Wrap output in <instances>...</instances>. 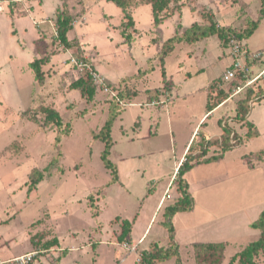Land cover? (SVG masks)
Masks as SVG:
<instances>
[{"label":"rangeland","instance_id":"1","mask_svg":"<svg viewBox=\"0 0 264 264\" xmlns=\"http://www.w3.org/2000/svg\"><path fill=\"white\" fill-rule=\"evenodd\" d=\"M19 1L0 5V262L42 249L50 254L36 264H138L124 243H138L149 227L138 255L154 243L169 244L163 224L179 197L176 167L185 147L190 142L200 153L201 137L220 138L225 127L242 143L222 162L186 174L195 205L174 218L180 258L198 264L194 244L226 242L221 264H230L260 238L251 225L264 211V76L244 122L245 92L221 81L232 63L227 44L219 35L186 40L194 27L244 36L264 0H167L159 26L150 0H128L135 25L128 30L123 11L109 0ZM64 10L76 17L71 48L56 38ZM174 37L182 41L163 56ZM245 42L263 53L252 64L254 77L264 74V19ZM37 60L40 78L31 66ZM74 61L101 73L119 100L95 90ZM80 81L85 92L74 88ZM208 102L222 108L208 113ZM45 109L60 114L62 127L45 124ZM112 112L117 182L101 159L105 144L95 140ZM220 154L213 146L206 158ZM36 171L45 178L31 186ZM125 220L132 227L121 243ZM255 262L264 264L263 252Z\"/></svg>","mask_w":264,"mask_h":264},{"label":"trees","instance_id":"2","mask_svg":"<svg viewBox=\"0 0 264 264\" xmlns=\"http://www.w3.org/2000/svg\"><path fill=\"white\" fill-rule=\"evenodd\" d=\"M110 2L114 3L117 7H119L123 13L125 22H123L122 26L125 30L130 28H134V20L132 15L130 14L129 10V1L128 0H109ZM150 4L153 8L155 25L159 26L161 24V13L168 8L167 0H150ZM76 17L71 15L68 11L64 10L63 12L59 11L57 14V40L66 47L71 48L72 45L69 40L70 31L73 29V24ZM264 19V6L261 10V17L258 21L253 22L251 27L247 30V33L243 35H238L237 33H233L231 31H223L218 29L216 26H210L205 29H201L200 27H194L193 30L189 31L187 42L194 43L198 40L208 38L211 36L219 35L220 38L224 40V42L229 45V41L231 36L238 38L241 42L246 44V40L249 39L255 31L259 28L260 22ZM130 36L128 35L127 40H129ZM182 40L178 37H174L166 42L162 49V55L167 56L170 54L174 49V44L177 42H181ZM41 60H37L32 63V68L35 70L37 77H41ZM166 76L165 73H163ZM90 77V76H89ZM261 80V79H260ZM255 82L252 86L244 89V96L245 98L239 102V114L241 119L246 122V117L250 115V107L249 103L255 98L260 96V92L256 93L254 91L255 87L259 84V81ZM222 82L223 79H221ZM92 87L95 90H98V87L95 85L93 80L89 79ZM83 81L78 82L74 85L75 89H80L85 92V89L82 86ZM233 88H237L241 85L242 79H237L231 83H229ZM109 86L111 88L112 85ZM93 91L88 93L90 96L93 95ZM220 94L223 98H227V94L224 93L222 90ZM240 94V93H239ZM120 96V95H119ZM122 98V97H121ZM259 99V98H258ZM115 104V103H114ZM221 102H217L211 104L210 102L207 103V110L212 112L218 106H220ZM119 107L118 104H115ZM46 115L45 117V124H55L59 128L63 125V120L60 114L53 110V109H45L43 111ZM118 114L117 112H112L106 121L105 125L102 127L99 133L95 135V140L100 141L105 144V148L101 153V159L104 163L106 169L110 170L113 175V182L118 181V169L117 166L110 160L111 150L113 147V139L111 136L112 127L116 121ZM252 125V123H249ZM250 134V133H249ZM252 138L251 135L248 136ZM255 137V136H253ZM61 139L60 136L57 137V143H60ZM242 143V139H240L235 133H233L229 128H224V133L220 138L215 139H203L199 144L201 146V152L197 154L192 153L193 145L189 148L188 155L182 165L178 168V175L176 177L177 187L179 197L177 198L174 205L169 206L165 213V221L164 227L167 229L169 233V244L166 246H160L158 243H154L152 249H146L142 252V259L138 264H157L163 261H168L171 259L176 258L177 264H184L181 261L180 254H179V245L175 241V227L173 220L178 213L181 212H190L193 210L195 205V200L192 194L189 192V184L186 180V174L190 172L196 165L198 164H209L212 162H217L223 158L224 154L231 149L237 147ZM217 146L221 150L220 155H215L210 158H206L208 150L213 147ZM260 158L259 160L264 157V150L259 152ZM48 169V168H47ZM45 169V170H47ZM44 170V172H45ZM44 172L36 171L32 176L31 186H36L45 178ZM132 223L129 220H125L123 222V232L119 237L121 243L128 240V235L131 231ZM251 227L253 229L260 231V238L252 243H250L247 247L244 248L242 252L235 255L230 264H234L238 261V264H256L255 258L261 253H264V211L260 214L257 221L252 223ZM145 241V240H144ZM53 247V246H52ZM227 244L226 243H196L193 245V249L196 253V260L198 264H221L224 259V253L226 251ZM50 247H47V249ZM42 250V249H38ZM49 251V250H47ZM41 257H38V260Z\"/></svg>","mask_w":264,"mask_h":264},{"label":"built area","instance_id":"3","mask_svg":"<svg viewBox=\"0 0 264 264\" xmlns=\"http://www.w3.org/2000/svg\"><path fill=\"white\" fill-rule=\"evenodd\" d=\"M8 0H0V5L7 2ZM17 3L19 0H15ZM229 51L232 58L231 65L224 72L222 79L226 83H231L237 79H242L243 85L235 89V93L239 94L244 91L249 86H252L255 82L260 80L264 74H259L254 77L253 66L254 62L258 61L263 53L250 51L247 48V45L244 42H241L238 38L231 36L229 41ZM75 66L78 67L81 71H86L95 85L98 87V90L103 91L108 95H112L119 100L118 95L114 90L109 86L106 79L101 73L93 70L87 62L84 61H74ZM143 239L138 241V243H124L123 247L130 253H134L137 257L138 263L142 259V255H138V247L143 243ZM60 251V249H59ZM74 251V250H72ZM49 251L47 250H34L30 253L15 257L11 260L0 262V264H36L38 257H43L46 255L49 256Z\"/></svg>","mask_w":264,"mask_h":264},{"label":"crops","instance_id":"4","mask_svg":"<svg viewBox=\"0 0 264 264\" xmlns=\"http://www.w3.org/2000/svg\"><path fill=\"white\" fill-rule=\"evenodd\" d=\"M247 47H248V49L250 50V51H252L250 48H249V46L247 45ZM230 66V65H229ZM228 66V67H229ZM227 67V68H228ZM222 108V105L221 106H219V107H217L215 110H213L212 112H208V113H213V112H215V111H217V110H219V109H221ZM205 118V117H204ZM204 118H202L201 119V121H203L204 120ZM196 133V130L193 132V135ZM214 136H217L216 134H214V135H210V136H203V137H201V141L203 140V139H206V140H208V139H211V138H213ZM208 137V138H207ZM191 141V140H190ZM191 146H190V142H189V144L185 147V151H184V156L182 157V159L180 160V162H179V164H178V166L176 167V170L178 169V167H179V165L180 164H182V162H184L183 161V159H186V157H187V155H188V152H189V148H190ZM226 155V154H225ZM224 157L225 156H223V158L222 159H220L219 161H217V162H212V163H209V164H216V163H220V162H222L223 160H224ZM202 164H204V163H202ZM198 165H200V164H198ZM197 166V165H196ZM195 166V167H196ZM194 167V168H195ZM193 168V169H194ZM192 169V170H193ZM189 184V183H188ZM189 192H190V186H189ZM191 193V192H190ZM173 223H174V220H173ZM174 227H175V224H174ZM148 229H149V227L147 228V230L145 231V233L143 234V236H141L139 239H142V238H144V236L146 237V235H147V232H148ZM176 237V236H175ZM175 241H176V243L178 244V241L176 240V238H175ZM224 243H226V242H224ZM179 245V244H178ZM34 251V250H33ZM32 252V251H31ZM72 252H74V251H72ZM28 253H30V252H28ZM25 254H27V253H25ZM22 255H24V254H22ZM21 256V255H20Z\"/></svg>","mask_w":264,"mask_h":264}]
</instances>
